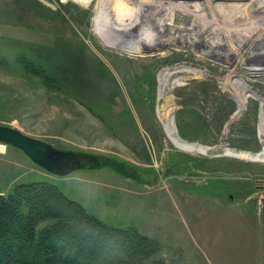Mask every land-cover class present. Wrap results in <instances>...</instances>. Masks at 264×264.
<instances>
[{
    "label": "rangeland",
    "instance_id": "374dc122",
    "mask_svg": "<svg viewBox=\"0 0 264 264\" xmlns=\"http://www.w3.org/2000/svg\"><path fill=\"white\" fill-rule=\"evenodd\" d=\"M55 2L0 0V124L88 153L90 166L58 175L0 141V195L32 183L52 186L103 224L148 235L159 248L142 264H264V159L228 152L246 150L236 142L207 140L193 129L188 103L162 105L178 96L166 89L161 71L124 78L142 105L92 94L69 72L73 60L57 49L64 30L44 29L65 25L72 35L76 28ZM166 66L172 65L158 68ZM113 79L116 88L121 81ZM259 97L264 102V94ZM151 99L153 105H144ZM169 115L173 135L202 149L173 142Z\"/></svg>",
    "mask_w": 264,
    "mask_h": 264
},
{
    "label": "bare ground",
    "instance_id": "6f19581e",
    "mask_svg": "<svg viewBox=\"0 0 264 264\" xmlns=\"http://www.w3.org/2000/svg\"><path fill=\"white\" fill-rule=\"evenodd\" d=\"M55 1L76 28L72 35L63 23L44 29L65 31L57 49L73 60L69 72L92 94L109 93L115 100L126 98L127 105H142L134 101L124 78H147L161 71L166 89L178 96L171 95L162 105L178 99L188 103L193 129L207 140L236 142L246 150L228 152L264 159V102L259 97L264 94V0ZM34 45L38 48L39 41ZM50 48L46 44L47 52ZM160 64L172 66L161 70ZM115 76L121 81L116 88L111 83ZM149 89H142L147 97ZM144 105H153L152 99ZM172 119L169 115L167 127L173 142L186 150L202 149L173 135L177 130Z\"/></svg>",
    "mask_w": 264,
    "mask_h": 264
},
{
    "label": "trees",
    "instance_id": "16d2710c",
    "mask_svg": "<svg viewBox=\"0 0 264 264\" xmlns=\"http://www.w3.org/2000/svg\"><path fill=\"white\" fill-rule=\"evenodd\" d=\"M158 248L139 231L103 224L44 183L0 195V264H142Z\"/></svg>",
    "mask_w": 264,
    "mask_h": 264
},
{
    "label": "water",
    "instance_id": "95a60500",
    "mask_svg": "<svg viewBox=\"0 0 264 264\" xmlns=\"http://www.w3.org/2000/svg\"><path fill=\"white\" fill-rule=\"evenodd\" d=\"M0 141L22 149L34 162L58 175L90 166V155L80 150L61 149L11 126L0 124Z\"/></svg>",
    "mask_w": 264,
    "mask_h": 264
}]
</instances>
